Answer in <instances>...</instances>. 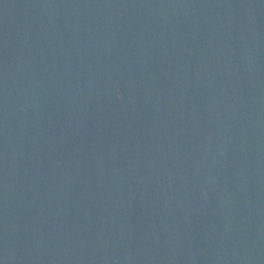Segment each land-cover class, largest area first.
I'll use <instances>...</instances> for the list:
<instances>
[{
	"label": "water",
	"instance_id": "water-1",
	"mask_svg": "<svg viewBox=\"0 0 264 264\" xmlns=\"http://www.w3.org/2000/svg\"><path fill=\"white\" fill-rule=\"evenodd\" d=\"M0 264H264V0H0Z\"/></svg>",
	"mask_w": 264,
	"mask_h": 264
}]
</instances>
